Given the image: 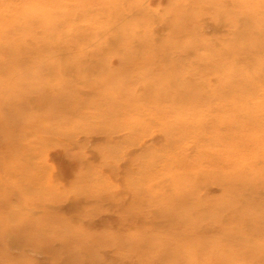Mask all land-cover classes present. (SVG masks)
Instances as JSON below:
<instances>
[{
	"label": "rangeland",
	"instance_id": "374dc122",
	"mask_svg": "<svg viewBox=\"0 0 264 264\" xmlns=\"http://www.w3.org/2000/svg\"><path fill=\"white\" fill-rule=\"evenodd\" d=\"M81 1L84 4L74 7L71 17L88 36H72L65 49L52 53L55 61L67 66L61 76L54 74L64 86L63 91H54L56 97L50 96L46 101L32 98L33 94L22 95L20 104L5 109L1 106L10 102L6 97L20 96L28 85L15 69L19 68L22 74L32 71L31 61L36 57L35 50L30 49L18 59L5 61L7 41L15 38L18 43L31 46L33 41L41 40V33L36 23L29 28L17 20L20 10L11 11L10 7L11 17L7 20L0 13L4 27L0 37V264H264V216L248 220L247 224L230 220L225 223L231 232L228 236L215 229L207 231L202 241L196 236L164 238L178 221L174 220L173 211L185 208V202L175 203L173 183L155 176L148 196L150 191L155 192L157 202L173 216L154 217L155 211L149 205L145 209L146 203L140 207L141 202L134 199L140 195L130 194L139 163L132 167L125 161L139 158L146 150L159 153L174 145L162 134L165 127L172 131L173 138L193 135V131L175 125L170 118L162 119L163 128L155 118L129 125L128 121L138 119L132 111V101L121 113L113 110L114 103L110 98L108 101L107 95L106 100H99L103 93L116 94L113 84L122 83L121 92L116 95L136 85L132 78L137 72L131 68L146 55L148 75L156 86L163 82L173 89L182 88L176 96L160 95L155 89L148 92L142 101H148V108H153L150 114L162 115L160 109L171 106L181 112L179 116L184 120L189 109L200 110L204 117L200 130L207 139L201 144L210 146L207 132L217 120L222 122L232 113L228 118L236 122L245 112L228 110L244 96L252 100L260 97L258 87L264 86V68H255V60L264 58V0H143L144 13L127 7L133 0H121L110 10L99 9L92 0ZM27 2L31 1L22 0V4ZM140 19L148 20L146 31L138 32L145 45L137 44L133 26L129 27V23ZM94 23L101 26L102 38L93 32ZM106 31L111 33L107 35ZM112 32L121 33L114 42L109 41ZM53 34L52 40L64 32ZM126 38L131 46L124 42ZM92 52L98 60L95 67L82 69L90 64L88 57ZM219 61L229 68L218 65ZM171 68L174 76H168ZM228 69L231 73L226 78ZM41 70L38 80L53 76L45 73L46 69ZM246 74L247 79L241 78ZM160 76L162 79H158ZM198 83L205 87L195 92L191 87ZM214 84L220 86L213 88ZM90 98L91 102L85 100ZM49 100H64L65 105L57 108ZM129 131H135L133 134L145 140L144 144L130 143ZM228 132H224V138ZM187 142L181 151L193 162L200 157V151L196 152L193 138ZM255 142L251 139L230 147V138L218 141L212 159L204 163L199 159L203 167L200 172L207 177L196 179L191 186L192 196L206 199L207 207L209 200L213 204L216 200L222 203L249 196L250 204L244 208L264 213V162L252 153L241 154ZM235 154L240 156L238 166L243 179L236 187L222 181L225 177L220 170ZM254 168L260 170V175H252ZM229 186L230 191L225 194L222 187ZM213 209L193 212L192 216L200 218ZM159 242H165L171 252L160 249L156 245Z\"/></svg>",
	"mask_w": 264,
	"mask_h": 264
},
{
	"label": "bare ground",
	"instance_id": "6f19581e",
	"mask_svg": "<svg viewBox=\"0 0 264 264\" xmlns=\"http://www.w3.org/2000/svg\"><path fill=\"white\" fill-rule=\"evenodd\" d=\"M27 1H31V2H27V3L22 4V0H2V2L0 1V10H1L0 13L3 12L2 14L6 15L4 20H7L9 17H11V13H8V12H10V10H8V9L12 8L11 11L20 10L18 12L19 16H18L17 20H19L22 23L27 24V26L29 28H31L34 25V23H36L37 26H40L39 32L41 33V40L39 42H35V43L33 41L31 46L22 45V44L18 43L16 40H14L15 38L10 39L9 40L10 42L7 41L8 45L7 44L6 45H7V47H9V49H7L8 50L7 56L4 57L5 61L11 62V60H13L14 58L18 59L19 58L18 56H21V54L25 53L26 51H28L30 49L35 50L36 57L31 61V64L33 65L32 71L23 72V74H22V72L19 70V68L15 69L17 76L19 75V78H21V76H22V81L24 83H26V85L27 84L28 85L25 86V88H23L24 93L21 94L20 96L16 97L15 95L12 96L10 94L11 95L10 96L7 94L8 96L6 98H9L10 102L5 103L4 106H1L4 109L8 108L9 106H16L17 104H20L23 101L22 95L27 96L28 94H33L34 96H32V98L33 97L35 99L37 98L39 101H41V100L46 101L47 99H49L48 97L54 96V91H61V90L63 91L64 86L59 83L61 81L59 80V77H56V75L59 74L61 76L62 70H65L67 66H66V63L62 64V61L61 62L55 61L52 57L53 56L52 53H54V51L59 49V48L65 49V43L69 42L72 36H74V37L75 36H79V37L80 36H83V37L88 36V34L86 35V32L85 33L81 32V27L78 25L79 23L72 21L73 18L71 17L73 8L76 6L79 7L78 5L84 4L81 0H72L73 2H70L69 0H60L61 3H59L57 0H27ZM240 1L241 0H234V2H237V3H239ZM6 2H8L7 4H9V6L5 8ZM119 2H121V0H92L91 3H93L95 6H97L101 10L102 9L110 10L111 7H115L116 5L119 4ZM142 2H143V0H133L130 3L128 2L129 5H127V7L130 9H134L135 11H140V12L144 13L146 11L143 10L144 8L141 7ZM173 2H176V1L173 0ZM257 2H260V1L258 0ZM7 14L9 16H7ZM129 24H130L129 27L133 26L132 31L135 32L134 33L136 35L135 41L137 42V44L141 43L142 45H145L144 42L142 43L144 38L139 36L138 32L141 29L146 31V29L148 27V20L140 19V20L132 21ZM93 28H94L93 32L94 33L97 32V33L101 34V35H99V37L102 38L103 30H101L102 29L101 26L98 23L97 24L94 23ZM3 29H4V27H2V24H0V37H1V35L4 34ZM61 30L64 32L65 36L64 35L63 36L58 35V36H56L55 39L53 38V40L50 38V36L54 35L53 32L60 33ZM106 33L108 35L111 32L106 31ZM116 33L117 32H112L111 36L109 37L110 42H114L116 39H118V36L120 37L121 33L120 34H116ZM96 38H98V37H96ZM50 40H52V41H50ZM125 41L130 42L129 46H131L130 40H127V38H126L124 40V42ZM145 43H146V41H145ZM186 44H187V42H186ZM123 46H126V45H123ZM127 52H128V50H127ZM89 55L90 56L88 57V60H89L90 64L86 67H82V69H84V70H86V69L88 70L90 68L95 67V65H96L95 63L98 61L93 56V52ZM147 58H148V56L145 55V57H143L139 61L140 62L139 64H137V65L135 64L131 68L137 72L136 76L134 78H132L133 82H137L136 85H134L132 88H128V90H126L124 94L122 93V95L121 94L116 95L119 91L121 92L120 89L122 88V83L119 85L113 84V88L116 91V94L111 95V94L103 93L102 97H100L99 100H101V99L106 100V98H104V97H106V95H107L108 101L111 99L110 101L112 103H114L113 106H115V107H113V110L121 111V113L126 112V109L128 108L127 106L131 105L130 101H132V104L134 105L132 111L137 116L138 119H136L134 121H128L129 125H131V124L135 125V124L139 123V121L143 122V120H146L148 122V118L149 119L155 118V120L158 123H161L163 125L162 126V128H163V127H165V124L162 122V119L170 118L172 121H174L175 125L181 124L182 127H184V129H186V131H188V130L193 131V135H188V134H184L182 136L176 135L175 138H173L174 135L171 134L172 131L169 129H166L167 127H165V129H162V134H164V136L166 138H168L169 140L174 141V145L171 144V145H168L167 147H164V152L159 151V153L148 152V150H146L147 152H144L143 155L140 156L139 158L129 160L127 162L125 161V163L127 165L132 164V167H133L134 163H139V166L135 168L137 178H135L136 180L134 181V183L132 185V189H130V194H132V196L140 195V197L134 196L135 197L134 199H136L138 201V203L141 202L140 207L143 206L142 204L146 203V205L144 204L146 207L145 206L144 207H145V209L146 208L148 209V205H149L152 208V211H155L154 217L158 218L161 216H165L166 214L170 215V217H171V215H172L171 211L165 209V207L163 205H161L157 202L156 197H155V195H156L155 192L150 191L151 195L148 196V188L153 185L152 181L154 180V178H156L155 176H158L160 178V180H164V181L167 180L168 182L171 181L173 183V186H174L173 187V189H174L173 200L175 203L185 202V205H184L185 208H183L180 211H178V210L173 211L174 212V214H173L174 220H178V221H176V223H174L173 228L166 231V233H169V234H165L164 238H166V239H169L175 235H178V237H180V238L181 237L196 236L199 240L202 241L204 236L207 234V231L211 232V231H214L215 229L219 230L221 233L228 236V235H230L231 232H228V230L230 228L225 223H229L230 220H241V222L243 224L244 223L247 224L248 220L256 219L258 216H260V218L262 216H264V213L258 212L256 209L251 210L250 209L251 207L244 208L243 205L250 204V202L248 201L249 196L248 197L243 196V197H240L236 200H231V201L228 200V201H225L222 203H220L219 200H216L213 204H212V201L209 200V206L207 207L208 204H207L206 199L201 200L200 198H195L192 196V192H191V190H192L191 186L197 181L196 179H198L200 177H202L204 179L207 177V174L205 172H203V173L200 172V168H203V167H200L199 159L203 163L208 158L212 159V157L216 155V151H215L216 145L215 144L218 141L221 142V139L225 140L227 138H230L231 139L230 147L232 146L233 143L240 144V143H243L245 141L249 142V141H251V139L254 142L257 140V143L255 142L256 144H253L252 147L249 146L247 152L243 151L246 153H241V154L243 156L247 153H252L258 159H260L261 161L264 162V98L261 97V96H264V93L262 92L264 90V86L258 87V90L260 91V95H259L260 97L258 99L252 100L249 97L244 96V98L241 99L240 102H238V103L235 102L236 105H235V107H232V110H230V111L228 110V112H235V111L245 112L244 114L239 116V118L236 122H233V121H231V118H228V116L229 115L231 116L232 113L228 114L227 117L224 120H222V122H224L225 126L222 125V122H220L219 120L216 119L217 123L211 127V129H210L211 131L207 132V136L209 137V141H212V142H210L211 145L206 146L205 144H201V142H203V141L205 142V140H207V139L203 137L204 132L202 130H200V128L203 127V125H204V117H203L202 113H199L200 110L197 112L196 111L194 112L193 109H189V111L186 112V117L184 120H181V117L179 116L181 114V112L177 111L176 109H174L171 106L170 107L169 106L164 107L163 109H160L163 112L162 115L158 114L156 116V115L152 114L153 115L152 116L150 114L149 110H151L153 108H150V107L148 108V101H146V102L142 101L145 97H147L146 95H148V92H151L152 90L155 89V91H157V93H159L160 95L161 94H170L171 95L173 93L176 96L179 93H181L182 88L173 89V88H171V85L169 86L168 83H163V82H161L160 84H158V86H156V84H154V80H153L154 78L152 76L150 77L148 75V59ZM74 62H75V60H74ZM109 63H111V61ZM255 63H256L255 68H260V67H262V69L264 68V58L263 57H258V59L255 60ZM202 64H204V63H202ZM218 65L229 68L226 65H222V62L218 63ZM118 66H121V65L119 64ZM7 67H9V66H7ZM115 68L118 69V67H115ZM41 69H46V71H44V72L47 73L48 75L53 73V76L49 77V78L47 77L46 80H38V79H41V77H39V75L42 74ZM230 73H231V70L228 69V72H226L225 77L226 78L229 77ZM54 74H56V75L54 76ZM173 74H174V68H171V70H169L168 76H174ZM242 76L243 77H241V78L247 79V74H246V76L245 75H242ZM2 79H3V77H2ZM107 79H108V77L105 78V80H107ZM122 79H123V77H122ZM158 79H162V77L160 76ZM11 80H13V79H11ZM37 81L39 82V84L45 83L47 86L40 87L41 84L38 85ZM11 83H14V81H12ZM30 83H32V85ZM206 86L208 89L211 88L209 85H206ZM219 86H220L219 84H217V85L214 84V86H212V87L217 88ZM168 87H170V88H168ZM203 87H205V85H203V83H198V85L195 84L194 86H192L191 89L196 90L195 92H198V91H203ZM246 87L248 90L254 89V86H246ZM54 97H56V96H54ZM85 100H87L88 102L92 101L91 98L89 100L88 99H85ZM34 101H36V100H34ZM49 102L52 104V106L57 107V108H60L61 106L65 105L64 100H56V103H54L52 100H49ZM34 104H35V102H34ZM207 104L210 105V102H208ZM251 110L253 111V114L248 115L247 112L251 111ZM154 112H155V110H154ZM155 116L158 117V119ZM248 128L250 131H246V129H248ZM227 130L229 131L228 132L229 135L226 138H224L226 135V134H224V132L225 131L227 132ZM231 130H234L235 132H231ZM237 130H239V131H237ZM133 132L135 133V131H133ZM133 132H131V131L127 132L129 134L128 138H129L130 143H139V142L143 143V141H145L139 137H136L133 134ZM192 138H193V141H195L194 145H195L196 152L200 151V157L199 158L197 157L198 159H196L193 162H192V160H190L188 158L186 159V157H184V154L181 151V149H184V145L185 146L188 145L187 141H189ZM30 139H31V137H30ZM144 147H146V146H144ZM153 150H155V149H153ZM18 152H19V150H18ZM223 154L228 155L227 153H223ZM238 157H240L239 154L238 155L235 154V155L231 156V158H229L225 162L226 168L220 169L222 171L221 173L225 177V178H223L222 181L224 183H226L227 186H228V183H231L233 186L236 187L237 185H241L240 183H242V181H243V179L241 177L242 173H240L242 168H241V166H238L239 160H240ZM164 160H166V161H164ZM0 167H1V165H0ZM155 169H156V172L152 173ZM251 172H252V175L255 173H258V175H260V173H261L258 168H254L253 170H251ZM159 175H161L162 178ZM227 176H229V178ZM22 177H23V175H22ZM152 178H153V180H152ZM24 179H26V178H24ZM28 179H30V178H28ZM226 188L222 187V191H225V194L226 193L228 194L231 187L229 186L227 189ZM14 192H15V190H14ZM66 203H67V201H66ZM66 203H65V205H66ZM69 203H71V202H69ZM69 203H68V205H69ZM16 207L14 210H18V208H16ZM168 207H170V206H168ZM174 207H177V206L174 205ZM212 207L214 208L213 212H211L208 215H205V216L201 215L202 217H200V218L192 216L193 212L196 213V212H200L201 210L206 211L207 209H210V208L212 209ZM12 214H10V215H12ZM200 220H205V221H200ZM180 234H182V235H180ZM145 235L148 236V231L145 233ZM7 236H9V235H7ZM234 236H236V235H234ZM131 237L134 238L135 235H132ZM217 237H219V236H217ZM12 238H15V237H12ZM156 245H158V247H160V249L167 248V245L165 244V242H163V244H162V242H159ZM187 247L189 248L190 246H187ZM174 248L181 250L180 248H177L175 246H174ZM168 249L169 248H167V250ZM168 251L171 252L170 250H168ZM85 264H88V263H85Z\"/></svg>",
	"mask_w": 264,
	"mask_h": 264
}]
</instances>
